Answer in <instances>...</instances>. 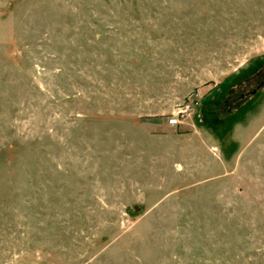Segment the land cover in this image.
Segmentation results:
<instances>
[{"label": "rangeland", "instance_id": "374dc122", "mask_svg": "<svg viewBox=\"0 0 264 264\" xmlns=\"http://www.w3.org/2000/svg\"><path fill=\"white\" fill-rule=\"evenodd\" d=\"M0 264H264V0H0Z\"/></svg>", "mask_w": 264, "mask_h": 264}, {"label": "built area", "instance_id": "2783aa9c", "mask_svg": "<svg viewBox=\"0 0 264 264\" xmlns=\"http://www.w3.org/2000/svg\"><path fill=\"white\" fill-rule=\"evenodd\" d=\"M194 111L195 109L192 106L186 105L184 110L179 109L178 111L173 113L170 117H168L167 123L170 126L179 125L181 124L182 118L185 116V114L192 117V115L194 114Z\"/></svg>", "mask_w": 264, "mask_h": 264}, {"label": "crops", "instance_id": "0c3cea01", "mask_svg": "<svg viewBox=\"0 0 264 264\" xmlns=\"http://www.w3.org/2000/svg\"><path fill=\"white\" fill-rule=\"evenodd\" d=\"M195 127L196 126H195L194 122H191L190 128H195ZM191 134H192V137H193L195 144H198L199 146L202 147V143H203L206 146H211L212 148H216V147L219 148L218 142L211 140L207 137H204L203 134H198V132H192Z\"/></svg>", "mask_w": 264, "mask_h": 264}]
</instances>
